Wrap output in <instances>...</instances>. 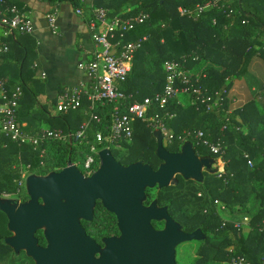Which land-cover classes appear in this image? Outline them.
I'll list each match as a JSON object with an SVG mask.
<instances>
[{
    "label": "trees",
    "instance_id": "16d2710c",
    "mask_svg": "<svg viewBox=\"0 0 264 264\" xmlns=\"http://www.w3.org/2000/svg\"><path fill=\"white\" fill-rule=\"evenodd\" d=\"M69 1L78 3V0ZM126 1L108 0L102 4L104 8L112 10H106L110 17H132L139 13L148 15L124 34L126 41L143 38L134 53L126 80L120 83V90L126 96L125 103L142 101L161 92L166 83L163 64L167 61L179 62L183 69H191L190 81L186 84L188 91L179 92L165 107H155L153 111L172 114L166 119L169 132L175 138L185 135L198 154H211L196 137L199 131L203 133L202 138L223 141L225 149L221 155L224 168L220 176L218 173L206 175L203 181L178 177L176 184L157 190L158 205H166L171 217L178 221L184 231L192 232L197 228L203 231L204 239L196 250L199 257L192 264L230 262L235 256L243 257L249 264H264V233L260 230L264 220V105L255 95L243 106L228 112V99L222 93L229 89L234 79L243 75L254 54L264 59V0H220L202 13L193 15L181 14L179 7L192 9L209 0H138L132 9L119 13ZM90 7V11L85 7L89 14L87 19L92 13L93 8ZM29 45L18 36L10 41L11 52L7 55L12 56L17 51L16 56L22 61V67L17 70L22 90L18 119L24 104L29 101L33 105L36 100L24 77L34 56L32 44ZM30 72L33 73L32 70ZM3 76L5 73L0 72V78ZM14 81L12 77L7 78L9 90L18 85ZM183 85L180 80L175 83L176 87ZM193 88H198L200 96L204 97L220 91V103L207 109L206 101L202 102L199 97L196 100L198 95L192 91ZM112 109V102L107 101L91 107L84 95L78 107L59 111L54 116L46 115L49 128L70 134L80 130L83 121L91 118L93 113L100 119L90 120L86 136L80 140L45 141L41 144L46 149L43 158L32 146L18 145L1 133L0 195L21 194V199L25 200L26 193H20L23 172L45 174L57 171L69 160L82 169L88 142L96 140L98 131H107ZM22 127L25 131L34 132L42 126L28 124ZM133 131L131 142H120L110 148L113 156L123 165L141 161L156 169L160 159L155 153L157 141L153 130L144 120L137 119L134 120ZM79 141L82 151L75 153L74 146ZM180 143L175 139L165 146L168 150H179ZM248 160L252 162L251 165ZM253 198L258 199L260 207L253 214L250 212V229L247 232L243 229V220H226L222 217V209L233 211L236 206L240 207V211L249 213L247 203ZM81 224L96 241L119 233L114 214L100 202L94 207L92 220H82ZM153 226L161 228L163 221H153ZM9 234L7 217L0 210V264H33L14 256L12 248L4 242V237ZM35 236L40 245L46 244L42 230H38Z\"/></svg>",
    "mask_w": 264,
    "mask_h": 264
},
{
    "label": "water",
    "instance_id": "95a60500",
    "mask_svg": "<svg viewBox=\"0 0 264 264\" xmlns=\"http://www.w3.org/2000/svg\"><path fill=\"white\" fill-rule=\"evenodd\" d=\"M152 133L162 160L157 169L141 161L123 165L105 148L98 153L99 167L88 177L71 160L60 170L27 176L28 201L11 204L0 198V210L13 232L6 243L16 251L25 250L36 264H177L175 247L202 238V231H184L167 207L162 212L156 204L144 206V189L155 184L160 188L169 185L175 173L202 181L203 169L216 172L215 160L197 156L189 140L182 143L178 153L169 152L160 130ZM97 199L115 213L120 229L119 237L105 239L106 246L99 257L95 256L98 244L80 222L81 218L93 217ZM152 219L165 220L164 227L154 229ZM39 228H44L45 246L35 236Z\"/></svg>",
    "mask_w": 264,
    "mask_h": 264
},
{
    "label": "built area",
    "instance_id": "2783aa9c",
    "mask_svg": "<svg viewBox=\"0 0 264 264\" xmlns=\"http://www.w3.org/2000/svg\"><path fill=\"white\" fill-rule=\"evenodd\" d=\"M220 0H209L201 5H196L195 8L179 7L181 14H200L207 7L216 4ZM78 14L83 11L80 8L76 9ZM147 13H139L132 17H122L120 15L108 16L104 8H93L92 13L87 19L88 27L91 31L92 41L96 46L92 57L83 64L84 69L91 78L90 84L84 87L68 86L63 88L59 93L55 107L57 111H67L71 108H76L81 104V99L85 95L91 103V107L103 105L106 101L112 102L113 109L110 116V124L106 132L98 131L96 140L88 142V152L82 159V170L88 175H91L99 167V151L102 149H110L120 142H131L133 138V123L134 120H144L152 129L160 130L163 142L171 143L173 140H178L183 143L186 139L185 135L173 136L169 132L166 119L172 114H160L158 111H153L155 107H165L168 101L179 92L188 91L187 83L190 81V76L185 73V70L179 62L167 61L164 63V71L166 73V83L161 92H157L151 96L145 97L142 101H133L125 103L126 96L120 90V83L124 82L131 70L132 59L135 51L139 48L143 38L136 40H124V34L130 30L135 23L142 22ZM50 23L53 18H50ZM0 56L8 53L10 50V41L15 39L17 35L31 34L33 25L27 14L22 11L16 3H7L6 0H0ZM118 33V37H117ZM180 80L184 85L176 87V81ZM6 77L0 78V133L18 145H30L33 149L39 151L40 157L46 154L45 147H41L45 141L56 140L66 141L70 138L80 140L86 136L85 131L88 129L90 120L99 121V116L95 113L91 118L83 121L80 130L74 134L65 133L61 129L40 127L34 132L25 131L18 119L19 100L22 95L20 86L9 90L6 86ZM192 91L197 93L200 100L207 102V109L218 105L215 95L200 96V90L193 88ZM91 120V121H92ZM196 137L208 147V149L218 156L217 169L220 176L224 168L222 154L225 153L223 141H211L207 138H202L203 133L199 131ZM43 163V162H41ZM249 165L252 164L248 160ZM75 164V163H74ZM76 165V164H75ZM219 201L216 200L215 203ZM220 205V203H219ZM221 207H223L221 205ZM245 220L247 218H244ZM260 230L264 233V220L260 226ZM230 264H249L243 257H232Z\"/></svg>",
    "mask_w": 264,
    "mask_h": 264
},
{
    "label": "crops",
    "instance_id": "0c3cea01",
    "mask_svg": "<svg viewBox=\"0 0 264 264\" xmlns=\"http://www.w3.org/2000/svg\"><path fill=\"white\" fill-rule=\"evenodd\" d=\"M13 1L27 14L33 25L31 34L16 36L17 38L21 37L27 45L32 44L34 56L24 77L31 86L30 93L36 96L33 105L29 101L28 103L24 102V109L21 108L19 113V122L22 126L31 124V126L49 127L46 115L54 116L59 113L56 110L55 102L60 91L68 86L84 87L90 84L91 78L83 64L92 57L96 46L92 41L91 31L88 27L87 16L89 14L85 7L104 8L102 4L107 3L108 0H98L97 2L95 0H78V3L69 0ZM137 2L138 0H127L118 12L129 11ZM77 8L82 9L83 13L78 14ZM106 10L112 11L111 9ZM50 18H53L52 23L49 22ZM1 32L2 28L0 27V34ZM9 52L11 51L9 50ZM9 52L0 57V72L5 73L3 77L14 78L17 86H21V77L17 70L22 67V61L17 57V51L12 50L15 53L12 56H7ZM190 70H185L188 76ZM255 95L256 99L262 101L261 103L264 105V59L258 54H254L250 58L243 75L231 82L227 111L243 106ZM44 111L46 112L44 113ZM217 161L218 158L215 160L216 169L220 168ZM23 180L26 181L25 172L21 174L20 183ZM259 207L258 199L253 198L247 203L249 213L240 211V207L236 206L233 211L222 209L221 211L226 213V216L222 215V217L226 220L241 221L250 212L252 214L256 212ZM243 224L246 230H249L247 229L248 222L243 221Z\"/></svg>",
    "mask_w": 264,
    "mask_h": 264
},
{
    "label": "rangeland",
    "instance_id": "374dc122",
    "mask_svg": "<svg viewBox=\"0 0 264 264\" xmlns=\"http://www.w3.org/2000/svg\"><path fill=\"white\" fill-rule=\"evenodd\" d=\"M228 92H229V89L222 91V93L225 94V96L229 100ZM219 94H221L220 91L213 94L216 97L217 104L220 103ZM81 144L82 143L80 141L75 144V146H74L76 148L75 153L82 151ZM164 145H166V143ZM79 170L81 171V173L83 174L84 177L90 176L85 171H83L82 169H79ZM49 172H51V171H49ZM31 174H34V175H46L47 173H45V174H38V173H35V172H33V173H27L26 172L25 173V178L27 176L31 175ZM174 182H175V180L172 181V183H174ZM159 188H160V186L158 184H155L153 187L147 186L144 189V194H143V197L141 198V202H142V204L144 206H150L151 204H156V207L158 209H161L162 212H164L163 209L165 210L164 207H166V206L161 207V206H159L156 203V192H157V190ZM23 191L27 195V198L25 200H22L21 199V194H20V196H16V194H2V195H0V198L2 199L1 201H4V200L9 201L10 200L9 202L11 204H13V203L14 204H23L24 202H26V201L29 200V194L27 192V184H26V181L25 180L22 181V187L20 189V193H23ZM39 202H41V199H39ZM163 215H165V213H163ZM221 215L226 216V213L224 211H222L221 212ZM244 218H247V219L245 220ZM244 218H243V221L248 222V220L250 219V215H247V217H244ZM155 220H157V219H155ZM157 221H160V220H157ZM7 226H8V218H7ZM243 229H244L245 232H247L245 225H243ZM247 229H250V227H248ZM8 230H9V228H8ZM38 230H44V228H39ZM9 231H10V234L9 235H6L4 237V242L5 243L7 242L6 241V238L9 237L10 235L11 236L13 235V232L11 230H9ZM202 234H203V237L200 238V239H194V240H190V241H184V242H181L180 244H178L175 247V262L177 264H192L199 257L198 254L196 253V250H197L198 246L200 245V243L202 242V240L204 239V233H203V231H202ZM117 236L118 235H116V237ZM105 239H103V242L102 243L98 244V246H99L100 249H99V251H97L95 253V256L96 257H99L101 255L103 249L105 248V246H106V240ZM12 250H13V254H14L15 257L18 256L19 259H21V258L27 259L28 262H31L33 264H36L35 261H34V259L31 256H29V255L26 254L25 250H20V251H16L14 249H12ZM207 264H230V263L229 262H223V261H209Z\"/></svg>",
    "mask_w": 264,
    "mask_h": 264
},
{
    "label": "flooded vegetation",
    "instance_id": "af4514ba",
    "mask_svg": "<svg viewBox=\"0 0 264 264\" xmlns=\"http://www.w3.org/2000/svg\"><path fill=\"white\" fill-rule=\"evenodd\" d=\"M165 144V143H164ZM203 144V143H202ZM182 145V143H180V146ZM204 145V144H203ZM165 149L167 150V151H169V152H174V153H178L181 149H179V150H168L166 147H165ZM193 149H194V147H193ZM209 150V149H208ZM195 151V150H194ZM210 151V150H209ZM155 153H156V156L158 157V155H157V152H156V150H155ZM210 153L211 154H209V153H202V154H198L196 151H195V154L197 155V156H210V157H212L214 160H216V158H218V157H214L213 155H214V153L213 152H211L210 151ZM159 158V157H158ZM160 159V158H159ZM161 162H162V160L160 159V164H161ZM159 164V165H160ZM159 165H158V167H159ZM213 165H215L216 166V164H213ZM157 167V168H158ZM78 168V167H77ZM156 168V169H157ZM79 169V168H78ZM97 170V169H96ZM95 170V171H96ZM80 171V170H79ZM94 171V172H95ZM81 172V171H80ZM202 172H203V174H202V176H203V179L205 178V176L206 175H212L213 173H211L210 172V169H203L202 170ZM216 172H217V169H216ZM215 172V173H216ZM214 173V174H215ZM178 177H181V175H180V173H175V182L174 183H170V184H176L177 183V181H178ZM203 181V180H202ZM169 184V185H170ZM168 186V185H167ZM165 187V186H164ZM97 202H100V200H96V203ZM156 202H157V199H156ZM96 203H95V205H96ZM101 203V202H100ZM158 204V203H157ZM216 205L217 206H219V202L218 203H216ZM160 206V205H159ZM166 206V205H165ZM161 207H164V206H161ZM167 207V206H166ZM167 211H168V207H167ZM113 213V212H112ZM169 213V212H168ZM93 214H94V209H93ZM114 214V216H115V219H116V224H117V227H118V223H117V217H116V215H115V213H113ZM170 215V214H169ZM171 216V215H170ZM93 218V217H92ZM92 218L90 219V220H86V219H84V218H81L80 219V222L82 221V220H84V221H91L92 220ZM173 218V217H172ZM174 219V218H173ZM175 220V219H174ZM153 221H157V220H155V219H152L151 220V224H152V226H153ZM160 221H163V226L161 227V228H155L154 226H153V228L154 229H156V230H161L163 227H164V224H165V221L164 220H160ZM176 221V220H175ZM176 222H178V221H176ZM82 225V224H81ZM82 227H83V225H82ZM84 228V227H83ZM118 229H119V227H118ZM84 230H85V228H84ZM85 232H86V230H85ZM87 233V232H86ZM88 234V233H87ZM89 235V234H88ZM116 235H118L117 237H119V235H120V229H119V233H117V234H115V235H112V236H107V237H102L101 238V240L100 241H96L95 239H93L90 235V237L97 243V244H100V243H102L103 242V239H105V238H110V237H116ZM46 245V244H45ZM45 245H42V246H45Z\"/></svg>",
    "mask_w": 264,
    "mask_h": 264
}]
</instances>
